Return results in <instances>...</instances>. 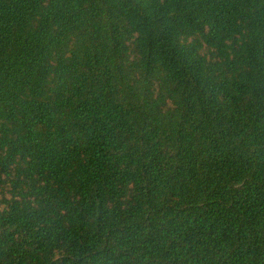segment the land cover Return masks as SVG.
Returning <instances> with one entry per match:
<instances>
[{
    "label": "trees",
    "instance_id": "1",
    "mask_svg": "<svg viewBox=\"0 0 264 264\" xmlns=\"http://www.w3.org/2000/svg\"><path fill=\"white\" fill-rule=\"evenodd\" d=\"M0 264H264V0H0Z\"/></svg>",
    "mask_w": 264,
    "mask_h": 264
}]
</instances>
